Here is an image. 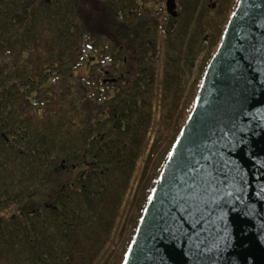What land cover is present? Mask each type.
I'll return each instance as SVG.
<instances>
[{
  "label": "trees",
  "instance_id": "16d2710c",
  "mask_svg": "<svg viewBox=\"0 0 264 264\" xmlns=\"http://www.w3.org/2000/svg\"><path fill=\"white\" fill-rule=\"evenodd\" d=\"M236 3L0 0V264H121Z\"/></svg>",
  "mask_w": 264,
  "mask_h": 264
},
{
  "label": "water",
  "instance_id": "95a60500",
  "mask_svg": "<svg viewBox=\"0 0 264 264\" xmlns=\"http://www.w3.org/2000/svg\"><path fill=\"white\" fill-rule=\"evenodd\" d=\"M121 264H264V0H237Z\"/></svg>",
  "mask_w": 264,
  "mask_h": 264
},
{
  "label": "rangeland",
  "instance_id": "374dc122",
  "mask_svg": "<svg viewBox=\"0 0 264 264\" xmlns=\"http://www.w3.org/2000/svg\"><path fill=\"white\" fill-rule=\"evenodd\" d=\"M202 57V54L199 56V60L201 59ZM199 61L196 62V64L194 65V69H193V73L195 72L196 70V67L198 65ZM86 73V69L85 68H82L81 70L78 71V74L79 76H83L84 74ZM169 141L170 140H167L161 147H160V150L158 151V153L154 156L151 164H150V168H157L159 167L160 163L162 162L164 156L169 152ZM167 157V156H166ZM132 227L130 226H127V229L126 231L124 232L123 234V237L126 239L128 234H129V231L131 230ZM123 247V243L119 246V250L121 251V248ZM117 253V252H116ZM118 254V253H117ZM113 259H109L108 262H112Z\"/></svg>",
  "mask_w": 264,
  "mask_h": 264
}]
</instances>
